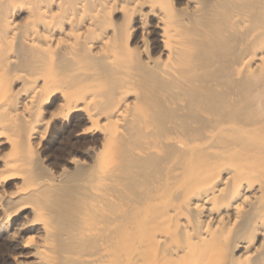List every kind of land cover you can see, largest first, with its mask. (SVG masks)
<instances>
[{
  "label": "bare ground",
  "instance_id": "6f19581e",
  "mask_svg": "<svg viewBox=\"0 0 264 264\" xmlns=\"http://www.w3.org/2000/svg\"><path fill=\"white\" fill-rule=\"evenodd\" d=\"M189 2L0 0L14 264H264V0ZM75 112L92 163L47 173L35 139Z\"/></svg>",
  "mask_w": 264,
  "mask_h": 264
},
{
  "label": "rangeland",
  "instance_id": "374dc122",
  "mask_svg": "<svg viewBox=\"0 0 264 264\" xmlns=\"http://www.w3.org/2000/svg\"><path fill=\"white\" fill-rule=\"evenodd\" d=\"M195 0H190V4H193L195 2H199L201 0H198V1H195ZM185 2V1H183ZM188 4H185L183 3L181 5V9H183L184 12L188 11L189 8L191 9V6L189 7ZM183 6V7H182ZM189 7V8H188ZM188 8V9H187ZM25 10V11H24ZM23 12V13H22ZM254 16H255V13L252 11L251 12ZM23 15V16H22ZM119 15V14H118ZM21 16V17H20ZM20 17V19H19ZM27 17H28V12L26 11V9H21L18 11L17 15H16V21L19 22V23H24L26 20H27ZM22 18H24L22 20ZM250 32L252 34L254 33H259L260 32V29L258 30V27H254V25L251 26V30ZM20 86V85H18ZM54 110V109H53ZM77 113V114H76ZM81 113V114H80ZM73 115V116H72ZM76 115V116H75ZM84 114L82 112H75L73 114H71L69 116V118L67 117H62V118H56V120L54 119V121H52V124H56L57 126L55 127V129L53 128V132H51L52 134L50 135L51 138H47V142H45L43 144V141H39V139H35V143H34V146L35 149H37L36 151V157L38 159L37 162L38 165H40V168L43 169V171H46L47 173L49 172V170L53 169L52 171L55 172V173H58L61 172V170H66L64 169V167L68 168L66 171H74L76 168V166H79V165H86L88 162V164H91L92 162V159L91 158L93 155V152L96 150V148L98 147L99 143H98V140L101 136H102V132H101V129H92L90 128V123L85 120L83 116ZM49 115H47L48 117ZM45 117V118H47ZM74 117V118H73ZM63 119V120H62ZM65 119V120H64ZM79 119V120H78ZM65 121V122H64ZM71 121V122H70ZM81 123H80V122ZM63 123V126H61ZM81 125V126H79ZM85 125V126H84ZM86 130H85V127ZM60 126V127H59ZM72 127V128H71ZM60 128V129H59ZM57 129V130H56ZM63 129V130H62ZM80 129H83L82 131ZM92 129V131H90ZM71 131V132H70ZM94 131V132H93ZM55 132V133H54ZM84 132V133H83ZM61 133V134H60ZM74 133V134H73ZM94 133V134H92ZM71 134H73L71 136ZM68 135V136H66ZM92 135V136H91ZM63 137V138H62ZM66 137V138H65ZM72 137V138H71ZM94 137V138H93ZM68 138V139H67ZM70 138V139H69ZM96 138V139H95ZM51 139V140H50ZM73 139V140H72ZM79 140V142L77 140ZM92 139V140H91ZM54 140V141H53ZM90 140L93 142H90ZM4 138H1L0 139V154L2 156H0V166L2 165V160L4 158V156L6 155H10L11 154V147L10 144L8 142H4L3 143ZM53 141V142H52ZM56 141V142H55ZM77 141V142H76ZM90 143H89V142ZM66 142V143H65ZM70 144H69V143ZM6 143V144H5ZM8 143V144H7ZM51 144V145H50ZM94 144V145H93ZM98 144V145H97ZM43 147V148H41ZM75 145H78V146H75ZM89 145V146H88ZM92 145V147H91ZM97 145V146H96ZM75 146V148H74ZM83 146V147H82ZM91 149L89 150L88 147ZM78 147V148H77ZM10 148V149H9ZM87 148V149H86ZM92 148L94 150H92ZM43 149V150H42ZM51 149V150H50ZM77 149V150H76ZM80 149V150H79ZM82 149V150H81ZM2 150H5L6 152L2 151ZM43 152H42V151ZM85 150V151H84ZM89 150V152L87 151ZM47 151V152H46ZM2 152V153H1ZM72 152V153H71ZM49 153V154H48ZM74 153V154H73ZM71 154V155H70ZM82 154V156H81ZM12 155V154H11ZM78 156L77 158L79 159V163L75 162V163H72L70 162V159L71 157L70 156ZM39 156V157H38ZM45 159H42L44 158ZM88 156V157H87ZM82 157V158H81ZM47 158V159H46ZM61 158V159H60ZM86 158V159H85ZM57 159V161H56ZM40 160V161H39ZM42 160V162H41ZM46 160V161H45ZM59 160V161H58ZM84 160H88V162L84 161ZM90 160V161H89ZM59 162V163H58ZM84 162V163H83ZM55 163V165H54ZM44 166H43V165ZM52 166H51V165ZM61 164V165H60ZM42 165V166H41ZM58 165V166H57ZM64 165V167H63ZM50 166V169H48V167ZM68 166V167H67ZM47 167V168H46ZM58 168V169H57ZM60 169V170H59ZM51 172V171H50ZM14 179V180H12ZM12 179H9L8 181H6L4 183V187L3 189H5L6 191H11L10 188H14V184L16 182V179H17V183L20 181V179L18 178H12ZM12 180V181H11ZM13 183V184H12ZM11 185V186H10ZM2 188H0L1 190ZM8 189V190H7ZM28 214V211H26V215ZM24 215H25V212H24ZM9 233L7 232H0V264H14V257L17 256V255H21V254H24L26 253L28 250H30V248H25V249H14L13 247L14 244L16 243V239L18 238V235L14 236V238H16L14 240L13 238V235H11V232L10 234L8 235ZM11 235V236H10ZM10 236V237H9ZM10 245V246H9ZM12 246V247H11ZM11 247V249H10ZM13 248V250H12ZM23 253H22V252ZM17 255H16V254ZM11 254V255H10ZM15 255V256H13Z\"/></svg>",
  "mask_w": 264,
  "mask_h": 264
}]
</instances>
